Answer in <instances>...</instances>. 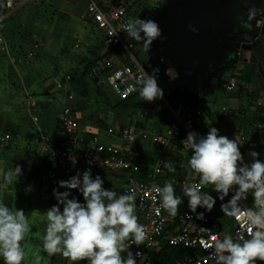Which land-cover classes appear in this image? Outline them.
Wrapping results in <instances>:
<instances>
[{"label": "crops", "instance_id": "crops-1", "mask_svg": "<svg viewBox=\"0 0 264 264\" xmlns=\"http://www.w3.org/2000/svg\"><path fill=\"white\" fill-rule=\"evenodd\" d=\"M89 1L31 0L0 14V136L11 137L8 146H0V168L19 164L23 170L18 183L0 191V200L13 210L23 209L33 223L27 264H34L30 257L42 240L44 212L57 203L53 189L63 180L47 179L53 164L35 140L57 137L64 106L76 113L88 137L99 136L106 143L123 147L108 131L127 127L165 138L170 169L163 184L171 179L182 183L189 172L191 153L180 151L167 134L177 108L200 112L196 124L205 134L209 127H216L221 135L236 139L246 161L251 150L264 159V0H178L173 4L167 0L164 5L141 0L130 20L154 19L162 29V38L145 52L141 42L125 36L124 46L118 47L115 55L119 65L139 64L159 78L164 97L151 103L142 101L139 94L120 102L108 88L87 77V67L105 50L103 34L85 20ZM93 1L103 8L114 2ZM250 7L257 12L254 21L247 19ZM156 59L180 83V93L163 85L164 73L153 67ZM154 154L147 146L123 154L131 171L102 172L104 187L122 193L131 180L148 182ZM188 179L198 177L192 174ZM204 191L210 192V186ZM176 192L181 195L179 184ZM252 201L249 195L242 205L251 207ZM183 205H187L186 197H182L178 212ZM220 205L215 207L210 227L231 235L233 223ZM42 264L68 261L44 254Z\"/></svg>", "mask_w": 264, "mask_h": 264}, {"label": "clouds", "instance_id": "clouds-1", "mask_svg": "<svg viewBox=\"0 0 264 264\" xmlns=\"http://www.w3.org/2000/svg\"><path fill=\"white\" fill-rule=\"evenodd\" d=\"M246 15L249 21H254L256 9L248 8ZM124 31L129 40L141 42L145 52H150L154 41L162 38V29L152 18L135 17ZM158 80L147 71L137 78L135 83L142 101L163 99L164 89ZM183 141L191 150L189 172L182 183L176 180L151 186V192L160 199V208L175 217L182 197H186L189 211L204 219V212H211L217 200L221 201L220 210L225 217L243 220L247 225V236L224 233L210 246L209 260L213 264L264 262V159L259 158L260 153L249 151L250 159L246 161L238 141L221 135L216 127H209L205 135L190 131ZM88 163L91 165L92 161ZM164 167L170 169V162H165ZM192 174L199 178L198 182L188 179ZM22 175L19 164L7 170L0 168V191L18 183ZM56 183L52 195L57 203L44 212L42 240L30 257L34 264H42L44 254L64 258L68 264H141L142 253H133L131 248L144 244L146 231L138 222L136 197L131 191L119 193L105 188L104 179L98 174L93 176L90 167ZM177 184L180 196L176 194ZM209 186L215 197L204 191ZM73 190L83 197L82 202L72 194ZM249 195L253 198L252 206L244 207L242 201ZM198 208L204 212H198ZM32 228L33 223L23 209L13 210L0 200L3 264H27Z\"/></svg>", "mask_w": 264, "mask_h": 264}, {"label": "built area", "instance_id": "built-area-1", "mask_svg": "<svg viewBox=\"0 0 264 264\" xmlns=\"http://www.w3.org/2000/svg\"><path fill=\"white\" fill-rule=\"evenodd\" d=\"M30 1L0 0V14H8L17 6ZM140 2L141 0H114L110 7L103 8L90 0L86 6L85 20L103 34L105 44L103 54L89 64L86 75L90 80L108 88L120 102H127L138 94L135 82L145 72L139 64L119 65L115 55L116 49L124 46L126 36L124 28L130 22V14ZM200 116L201 113L198 111L186 112L181 108L173 112L167 134L175 140L180 151L191 153L183 141L188 132L195 131L205 135L196 124V118ZM108 135H114L123 147L103 142L99 136L88 137L87 130L79 125L76 113L71 107L64 106L58 122L57 137L41 136L35 140V144L42 145L43 156L53 164L47 179L54 180L60 177L67 180L78 171L83 172L89 167L93 176L97 174L101 176L104 171L128 173L132 166L122 159V155L135 153L146 146L150 147L151 152L155 153V158L152 159L149 181L131 180L122 190V193L131 191L135 195L138 222L144 225L146 231L144 244L139 248L133 245L131 251L142 253L141 264H156L155 255L168 247L186 251V255L174 264H213L207 255L211 251L210 246L215 240L220 239L223 233L214 232L210 224L214 219L215 207L222 202L217 200L211 212H204V209L198 208V212H204V219H198L189 211L187 205H183L184 209L175 217L169 216L160 208L158 195L150 190L153 184L163 186L162 180L167 170L164 163L169 162L166 139L151 136L136 127L109 130ZM10 141L9 135L0 136V146H8ZM89 161H92L91 165ZM198 179L191 182H198ZM173 181L176 180L171 179L169 182ZM210 192L216 196L211 186ZM72 194L83 201V197L76 190H73ZM230 220L233 223L232 236L239 234L247 236V225L243 220L236 221L233 218Z\"/></svg>", "mask_w": 264, "mask_h": 264}, {"label": "trees", "instance_id": "trees-1", "mask_svg": "<svg viewBox=\"0 0 264 264\" xmlns=\"http://www.w3.org/2000/svg\"><path fill=\"white\" fill-rule=\"evenodd\" d=\"M186 251L180 248L168 247L161 253L155 255L156 264H174L175 261L183 258Z\"/></svg>", "mask_w": 264, "mask_h": 264}, {"label": "water", "instance_id": "water-1", "mask_svg": "<svg viewBox=\"0 0 264 264\" xmlns=\"http://www.w3.org/2000/svg\"><path fill=\"white\" fill-rule=\"evenodd\" d=\"M157 62H159L158 65ZM153 67L155 68L154 70H156L157 72L164 73V76L162 77L163 79H165L163 82L164 86L168 87L171 85V87H173L172 89L176 90L174 94L180 93V83L174 78L173 74L170 72V70L164 63H161L160 60L156 59L153 63Z\"/></svg>", "mask_w": 264, "mask_h": 264}, {"label": "flooded vegetation", "instance_id": "flooded-vegetation-1", "mask_svg": "<svg viewBox=\"0 0 264 264\" xmlns=\"http://www.w3.org/2000/svg\"><path fill=\"white\" fill-rule=\"evenodd\" d=\"M156 1H158V2H160L161 3V5L163 4V3H167L168 1L167 0H156ZM170 2H172L171 4H173V3H177V2H179L178 0H170ZM189 3V2H188ZM164 5V4H163Z\"/></svg>", "mask_w": 264, "mask_h": 264}]
</instances>
